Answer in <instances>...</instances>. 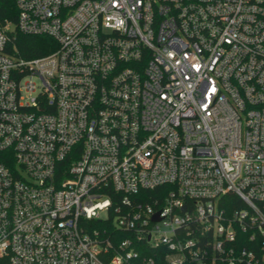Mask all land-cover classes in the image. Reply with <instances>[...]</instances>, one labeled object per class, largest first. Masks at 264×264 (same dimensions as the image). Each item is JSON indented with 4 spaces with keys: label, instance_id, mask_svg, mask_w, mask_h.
Listing matches in <instances>:
<instances>
[{
    "label": "built area",
    "instance_id": "1",
    "mask_svg": "<svg viewBox=\"0 0 264 264\" xmlns=\"http://www.w3.org/2000/svg\"><path fill=\"white\" fill-rule=\"evenodd\" d=\"M13 2L0 264H264V0Z\"/></svg>",
    "mask_w": 264,
    "mask_h": 264
},
{
    "label": "trees",
    "instance_id": "2",
    "mask_svg": "<svg viewBox=\"0 0 264 264\" xmlns=\"http://www.w3.org/2000/svg\"><path fill=\"white\" fill-rule=\"evenodd\" d=\"M16 9L13 0H0V23L4 24L7 19L15 21L17 15ZM55 46L54 40L45 35H28L19 32L18 29H15L11 34L10 49L26 59L39 55L44 56V54L52 51ZM99 223L101 221L95 220L93 224ZM163 251L164 249L159 253L158 262L159 264H168L164 261Z\"/></svg>",
    "mask_w": 264,
    "mask_h": 264
}]
</instances>
